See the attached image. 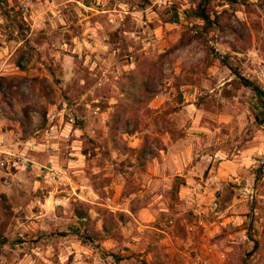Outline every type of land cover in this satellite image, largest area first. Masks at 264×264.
I'll return each instance as SVG.
<instances>
[{
    "label": "rangeland",
    "instance_id": "rangeland-1",
    "mask_svg": "<svg viewBox=\"0 0 264 264\" xmlns=\"http://www.w3.org/2000/svg\"><path fill=\"white\" fill-rule=\"evenodd\" d=\"M196 2L0 0V264H264V0Z\"/></svg>",
    "mask_w": 264,
    "mask_h": 264
},
{
    "label": "trees",
    "instance_id": "trees-1",
    "mask_svg": "<svg viewBox=\"0 0 264 264\" xmlns=\"http://www.w3.org/2000/svg\"><path fill=\"white\" fill-rule=\"evenodd\" d=\"M206 3H207V0H197L195 6L191 9V14L195 18H198L201 21H203L205 24H208L210 22V18H209V13L206 10ZM178 42H183V38L180 37ZM223 64L226 65L230 69V71L236 76L237 81L242 86L249 88L255 95L257 105H258V113L255 114V120L264 126V90L263 88H261L256 82L240 74L234 66L227 64V62H223ZM77 216L81 217L82 215L80 212H77Z\"/></svg>",
    "mask_w": 264,
    "mask_h": 264
},
{
    "label": "built area",
    "instance_id": "built-area-1",
    "mask_svg": "<svg viewBox=\"0 0 264 264\" xmlns=\"http://www.w3.org/2000/svg\"><path fill=\"white\" fill-rule=\"evenodd\" d=\"M3 157H5L4 155H2V157L0 156V165H2L3 164V160H4V158ZM16 162V160H13V164Z\"/></svg>",
    "mask_w": 264,
    "mask_h": 264
}]
</instances>
